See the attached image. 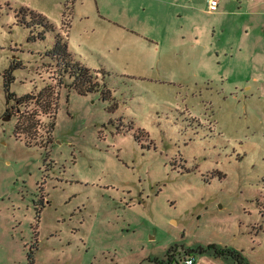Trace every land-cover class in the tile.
I'll return each instance as SVG.
<instances>
[{
  "label": "rangeland",
  "instance_id": "rangeland-1",
  "mask_svg": "<svg viewBox=\"0 0 264 264\" xmlns=\"http://www.w3.org/2000/svg\"><path fill=\"white\" fill-rule=\"evenodd\" d=\"M227 1L231 30L203 38L202 61L205 0H0V264H149L211 243L264 264V0ZM22 6L109 95L60 83L55 34L30 39ZM43 88L51 135L36 100H16ZM34 112L30 145L15 129Z\"/></svg>",
  "mask_w": 264,
  "mask_h": 264
},
{
  "label": "trees",
  "instance_id": "trees-1",
  "mask_svg": "<svg viewBox=\"0 0 264 264\" xmlns=\"http://www.w3.org/2000/svg\"><path fill=\"white\" fill-rule=\"evenodd\" d=\"M20 14L17 15L19 22L27 25L30 28H38L39 31L35 32V29L32 30V36L30 39H44L46 33L53 32L55 34V42L51 50L48 51V55L54 60L57 61L58 74L60 78V83H63V79L65 77H69L71 79L69 87L76 90L80 94H87L90 92L103 90L104 95L110 94V89L107 87L106 83H100L97 79L96 70L88 67L87 65L78 61L72 52L69 50L68 41L63 32L58 30L56 26L52 23V21L42 12L34 10L28 6H22L20 8ZM63 12V16H64ZM65 17V16H64ZM71 20H64L66 23V28L69 29L71 27ZM47 88L41 89L37 94H26L23 95L16 100L25 103L29 99H35L38 106L42 109L43 112L48 113V116L51 117L48 134L51 135L56 125V117H57V106L58 100L57 96L55 97L52 91L47 92ZM12 93L8 94V101L11 99ZM38 119L36 118V112L31 114L28 125L25 126L23 123L18 121L16 125V135L18 137L21 136L22 132H25L26 141L30 145L39 144L37 142L36 135L30 132L32 129H36ZM30 136V137H29ZM28 137V138H27ZM34 140V141H33ZM182 252L187 253L188 249L182 248ZM199 252L205 251H213L216 255L225 256L232 259L236 264H249L243 253L233 247L229 246H221L216 243H211L206 246H198L196 248ZM181 249L178 244H174L170 246L167 252V257L165 259L154 258L153 260L160 264H173L177 261L176 255H181ZM31 262L34 260V252L31 250L28 254Z\"/></svg>",
  "mask_w": 264,
  "mask_h": 264
},
{
  "label": "crops",
  "instance_id": "crops-1",
  "mask_svg": "<svg viewBox=\"0 0 264 264\" xmlns=\"http://www.w3.org/2000/svg\"><path fill=\"white\" fill-rule=\"evenodd\" d=\"M202 1V0H200ZM204 1V0H203ZM208 3L209 0H205L204 2V9H206L207 13L209 14L210 21L207 22L206 26L202 25V53L199 56V59L203 60H210V58L212 57L211 51L209 50V43H204V37L206 35H208V38H212V40L214 41L217 37V35L219 33H226L228 32L230 29V25H226L225 21L223 20V18H226L228 15H233L238 13V11L233 10L229 4V2L227 0H219V6H218V10L214 11V12H210L208 10ZM198 10H202V7ZM244 16H248L250 15V11H246V12H242ZM259 14L264 15V11L261 10L259 11ZM229 28V29H228ZM200 30L199 27L196 28V38L197 41L193 42V40L190 39L189 43L193 44H199L200 43ZM211 36V37H209ZM215 38V39H214ZM229 39V38H227ZM216 41V40H215ZM214 42H212L211 46L214 48ZM221 54V51L218 50V55ZM196 77L198 76L197 74ZM203 78V77H202ZM215 81H217V79L215 77H209L208 79L202 80V84L203 85H211L212 83H214ZM217 244V243H216ZM183 245V244H180ZM198 246H206V245H202L199 244L197 246L194 247H187L186 245H183L184 248L188 249L187 253L184 254L183 256H179L177 261L174 262L173 264H183V261L186 257H190V256H194L195 257V262L194 264H236L232 259H230L229 257H225V256H219L216 255L215 253H213V251L209 250V251H205V252H199L196 250V248H198ZM228 246V245H225ZM154 258H159V259H165L166 257H159V256H155V257H146L145 259H147V261L149 262V264H160L156 261H154ZM141 264H143V262H141Z\"/></svg>",
  "mask_w": 264,
  "mask_h": 264
},
{
  "label": "built area",
  "instance_id": "built-area-1",
  "mask_svg": "<svg viewBox=\"0 0 264 264\" xmlns=\"http://www.w3.org/2000/svg\"><path fill=\"white\" fill-rule=\"evenodd\" d=\"M218 6H219V0H209L208 10L210 12H214V11L218 10ZM194 262H195V257L190 256V257H186L184 259L183 264H194Z\"/></svg>",
  "mask_w": 264,
  "mask_h": 264
},
{
  "label": "water",
  "instance_id": "water-1",
  "mask_svg": "<svg viewBox=\"0 0 264 264\" xmlns=\"http://www.w3.org/2000/svg\"><path fill=\"white\" fill-rule=\"evenodd\" d=\"M6 119H10V116H9V115H7V116H6Z\"/></svg>",
  "mask_w": 264,
  "mask_h": 264
},
{
  "label": "flooded vegetation",
  "instance_id": "flooded-vegetation-1",
  "mask_svg": "<svg viewBox=\"0 0 264 264\" xmlns=\"http://www.w3.org/2000/svg\"><path fill=\"white\" fill-rule=\"evenodd\" d=\"M179 256H181V255H178V257H179ZM178 257H177V259H178Z\"/></svg>",
  "mask_w": 264,
  "mask_h": 264
}]
</instances>
